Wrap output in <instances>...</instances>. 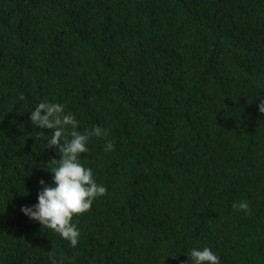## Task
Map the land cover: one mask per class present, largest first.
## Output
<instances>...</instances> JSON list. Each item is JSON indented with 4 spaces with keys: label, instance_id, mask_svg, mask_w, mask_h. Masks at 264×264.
<instances>
[{
    "label": "trees",
    "instance_id": "obj_1",
    "mask_svg": "<svg viewBox=\"0 0 264 264\" xmlns=\"http://www.w3.org/2000/svg\"><path fill=\"white\" fill-rule=\"evenodd\" d=\"M44 101L108 132L79 157L108 191L74 215L76 247L21 211L55 187L53 130L30 121ZM262 101L264 0H0V264H192L204 247L264 264Z\"/></svg>",
    "mask_w": 264,
    "mask_h": 264
},
{
    "label": "clouds",
    "instance_id": "obj_2",
    "mask_svg": "<svg viewBox=\"0 0 264 264\" xmlns=\"http://www.w3.org/2000/svg\"><path fill=\"white\" fill-rule=\"evenodd\" d=\"M20 99H24L23 94ZM259 111L264 113V101L259 104ZM30 121L33 127L53 130L47 141V148L56 147L60 158L52 159L47 165L48 170L54 173L52 179L55 187L41 179L40 184L44 187L38 193V203L31 207L25 205L21 211L38 221L43 228L58 233L69 241L72 247H76L80 230L77 224L72 222L74 215L90 211L93 202L108 191L104 185L95 181L93 170L84 167L79 162V157L88 151L90 137L107 136L108 132L100 126L83 133L77 131L78 121L75 116L65 114L62 104L48 101L40 102L31 111ZM68 126H71V131H68ZM104 150L113 151L114 145L108 142ZM232 207L235 211H251L246 201L234 203ZM188 256L192 264H220V257L209 247L202 250L192 248ZM62 261L63 257L61 264ZM52 264H58L55 257L52 258Z\"/></svg>",
    "mask_w": 264,
    "mask_h": 264
}]
</instances>
